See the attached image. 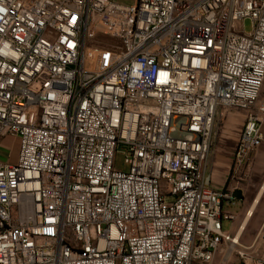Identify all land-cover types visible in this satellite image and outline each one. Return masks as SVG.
<instances>
[{
    "label": "built area",
    "instance_id": "built-area-1",
    "mask_svg": "<svg viewBox=\"0 0 264 264\" xmlns=\"http://www.w3.org/2000/svg\"><path fill=\"white\" fill-rule=\"evenodd\" d=\"M99 35L120 47L91 67ZM262 88L264 0H0V264H264V223L223 229L236 190L208 161L237 109L249 167Z\"/></svg>",
    "mask_w": 264,
    "mask_h": 264
},
{
    "label": "rangeland",
    "instance_id": "rangeland-1",
    "mask_svg": "<svg viewBox=\"0 0 264 264\" xmlns=\"http://www.w3.org/2000/svg\"><path fill=\"white\" fill-rule=\"evenodd\" d=\"M251 28L252 25L250 20L246 19L243 23V29L248 32ZM119 47L120 46L116 40L105 35H99L97 38L89 40L86 43L84 50L88 48L86 50L89 51L90 56L92 55L88 60L89 65L91 67H97L101 65L102 57L105 56L106 52H114L118 50ZM261 94H264V88H262ZM232 111H237V109L219 110L212 135L208 161L209 168L212 170V159L215 150L218 148L221 156L218 164V178L223 180L224 177H227L226 184L230 183L234 185L235 190H240L241 192L240 198L233 201H225L222 205L223 211L235 213V218L232 222L228 220L223 221V229H232L236 231L247 208L255 197L260 184L264 181V141H262L259 146L249 167L245 170L233 172L230 169V164L232 161L233 149L236 144L235 133L237 132V129L241 127L242 119L237 116L234 121L228 124L226 119L228 113ZM262 133H264V124H262ZM12 141L13 139L11 137L4 138L1 149V160H6L10 153L11 157L15 158L18 149L17 145L12 146ZM216 152L218 151L216 150ZM115 165L117 167L123 166V156L121 154L116 155ZM261 194L262 195H260L261 197H259L260 199L253 210L252 216L249 217V220L240 235V239L243 242H250L256 236L262 223H264V192ZM237 262V258L234 254L228 264H239Z\"/></svg>",
    "mask_w": 264,
    "mask_h": 264
},
{
    "label": "crops",
    "instance_id": "crops-1",
    "mask_svg": "<svg viewBox=\"0 0 264 264\" xmlns=\"http://www.w3.org/2000/svg\"><path fill=\"white\" fill-rule=\"evenodd\" d=\"M241 117V119H242V124H241V127H242V125H243V121H244V116H245V111H243V110H237V111H232V112H229L228 113V116H227V122H228V124H230L232 121H234V119H235V117ZM241 127H239V129H237V132L235 133V143L237 142V139H238V135H239V131H240V129H241ZM230 138V137H229ZM216 150L218 151V152H216ZM215 150V152H214V156H213V159H212V173H213V184H214V187H216V188H220V187H222V186H224L225 184H226V180H227V177H224V179L223 180H221V179H219L218 177H219V175H218V167H219V158L221 157L220 156V152H219V149L217 148ZM233 151H234V149H233ZM232 185V184H231ZM262 185H264V181H262V183L260 184V186H259V188L262 186ZM232 186H234V185H232ZM235 187V186H234ZM259 190V189H258ZM257 194H258V191H257V193H256V195H255V197L253 198V200L251 201V203H250V205H249V207L247 208V210H246V212H247V214H246V212H245V214H244V216H243V218H242V220H241V222H240V224H239V228H241V226H242V224L246 221V223H245V225L247 224V222H248V220H247V218H249L251 215H250V211H251V207L253 206V204H254V202H255V200H256V196H257ZM262 195V194H261ZM261 197V196H260ZM260 199V198H259ZM254 209H255V207H254ZM253 209V210H254ZM235 214V213H234ZM245 228V227H244ZM244 230V229H243ZM242 230V231H243ZM235 230H233V232H234ZM242 233V232H241ZM241 233H240V235H241Z\"/></svg>",
    "mask_w": 264,
    "mask_h": 264
},
{
    "label": "bare ground",
    "instance_id": "bare-ground-1",
    "mask_svg": "<svg viewBox=\"0 0 264 264\" xmlns=\"http://www.w3.org/2000/svg\"><path fill=\"white\" fill-rule=\"evenodd\" d=\"M169 142H171V143H188V135L176 134V133H169ZM262 192H264V185H262L259 188V190H258V194L256 196V200H255L253 206L251 207V211H250L251 212L250 213L251 216L253 214V209L256 206V204L258 203L259 197H260V195H261ZM247 212H246V214H247ZM248 219L249 218H247V220ZM245 223H246V221L242 224L241 228H239V225H238V227L236 229V232H237L238 235H240V233L244 229Z\"/></svg>",
    "mask_w": 264,
    "mask_h": 264
},
{
    "label": "water",
    "instance_id": "water-1",
    "mask_svg": "<svg viewBox=\"0 0 264 264\" xmlns=\"http://www.w3.org/2000/svg\"><path fill=\"white\" fill-rule=\"evenodd\" d=\"M240 195H241L240 190H236V192H235V196H236V198H240Z\"/></svg>",
    "mask_w": 264,
    "mask_h": 264
}]
</instances>
